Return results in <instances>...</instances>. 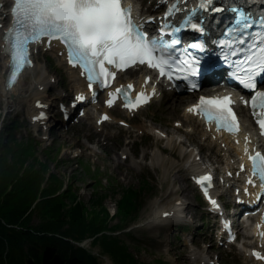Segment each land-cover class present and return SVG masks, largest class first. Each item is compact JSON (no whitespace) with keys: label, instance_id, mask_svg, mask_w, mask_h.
<instances>
[{"label":"rangeland","instance_id":"obj_1","mask_svg":"<svg viewBox=\"0 0 264 264\" xmlns=\"http://www.w3.org/2000/svg\"><path fill=\"white\" fill-rule=\"evenodd\" d=\"M144 4H147V1H144ZM49 55V53L40 50L36 54L35 62L46 67L47 73L54 78V84L57 83L56 88L50 89L46 93L51 101L58 96V92L62 91V95L72 93L73 83L70 81L69 73L59 63V60H46ZM1 74L0 69V76ZM19 84L28 88L31 84V76L26 74L21 78ZM166 103L168 102L154 103L138 114L131 121L130 127H118L116 123L95 132L86 127V120L80 126L69 127L59 134L52 133L49 137V132L43 133L29 122L25 104L18 105L13 101L12 94H4L0 77V128L2 129L4 120L10 123L9 120L16 118L19 121L16 131L18 137L23 134L28 135L29 132H35V134L40 132L38 137L42 140V145L39 148L38 156L41 161H46L49 164L47 166L49 171L46 173H54L63 179L64 177L73 179L76 195L86 205H91L95 198H101L95 194H101L104 207L114 214L123 189L131 188L138 191V188L143 186L142 181L148 179L149 186L145 184L140 190L141 206L136 211L137 220L124 230L131 235V237L125 238L126 242L141 264H203L200 259H192L193 250L199 252L200 256H208L214 262L216 260V264H247L244 256L240 253V244L238 248L220 249L219 245L212 242V231H208V228L212 226L211 221L206 220L208 227H203L202 222L206 214L205 205L198 197L189 176L184 174V168L188 166L186 159L180 160L177 155L172 156L168 150H163L159 154L160 149L168 147L166 141L157 144V139L144 136L148 135L149 129L147 128L152 124V121L164 129L172 128L176 117L166 112ZM92 115L93 110L88 117L90 123L94 122ZM140 125L146 126L145 130H141L144 135L137 131ZM181 144L188 150H194L188 143ZM77 148L82 150L83 155L80 159L74 160L69 153L77 151ZM125 148L127 154L124 156L126 158H121L120 152ZM172 149L178 150L177 147ZM47 152H50L52 157L58 154V160L61 163H51L46 157ZM205 152L208 150L205 149ZM213 156L217 155L213 153ZM80 160L85 165L88 164L92 167L95 172H99L97 177H100L103 185L106 183L105 176L114 179L116 188L103 190L95 188L96 183L92 181L89 174H86L84 165L78 164ZM180 187L185 188V192L177 191ZM174 195L185 202L183 221H186L169 226H157L148 222L147 218L153 205L159 200L161 204H164ZM34 221H37L36 218ZM112 224H115L114 220ZM197 232L199 235L195 237ZM90 243L91 239L85 240L83 246L89 249ZM96 251H98V247L93 248V252ZM217 255L219 261L216 259ZM108 261L103 258L101 264H109Z\"/></svg>","mask_w":264,"mask_h":264},{"label":"snow or ice","instance_id":"obj_2","mask_svg":"<svg viewBox=\"0 0 264 264\" xmlns=\"http://www.w3.org/2000/svg\"><path fill=\"white\" fill-rule=\"evenodd\" d=\"M173 8L175 5L172 6ZM211 8V0H201V8ZM170 14V13H169ZM14 17L12 26L4 36L7 42L6 52L11 56L9 71V86L14 83L19 73L32 64L31 45L33 43L44 42L42 38H47L48 46H51L53 39H58L67 46V58L73 65L83 68V74L87 77L88 87L93 86V82L100 81L102 86H106L110 78L116 73L111 71L106 65H115L116 68H127L137 62L147 63L153 68L160 70V75H167L171 79L174 73L170 70L174 63L171 57L166 55L167 45L159 40L150 39L149 33L143 30L144 21L137 23L132 15V5L125 6L123 0H15L12 9ZM149 19H154L149 17ZM186 26L203 33L206 28L199 22H185ZM161 31H164L161 29ZM178 31V29H173ZM260 44H253L256 51L250 49H237L239 52L249 51L250 54L244 56V63L247 64V71L241 80L243 86L249 90H254L251 97V107L261 133H264V90L257 85L256 76L264 73V34L258 35ZM172 44L177 41L173 39ZM220 43H224L220 41ZM193 47L204 49V43H196ZM179 69L181 75L186 78L190 75L201 73V64L196 57L189 60H181ZM203 71L211 74L215 71L214 62H208L203 66ZM150 79V78H149ZM199 85L193 83L192 87ZM133 85H127V89H132ZM124 90V86L117 88L110 93L107 103L111 105L119 92ZM155 94V89L152 90ZM126 107L136 108L145 103L148 95L141 91L133 100L128 91H124ZM84 100L83 94L79 96ZM40 104V102H37ZM234 101L228 96L201 97V103L194 105L189 111L195 110L198 114L203 112L211 122H217V128H225L229 132L239 133L240 122L234 108L231 106ZM244 103H248L247 100ZM43 106V105H41ZM257 108L260 111H256ZM45 113L41 112L40 117ZM37 117V118H40ZM105 114L104 119H107ZM163 134V133H162ZM246 140L250 137H245ZM248 159L251 161L252 177H258L261 186H264V152H249ZM240 167L243 169L244 164ZM231 174V173H230ZM249 177L248 183L255 184L256 180ZM201 184L211 180V174L199 177ZM207 192V188L204 189ZM239 192L240 190L237 189ZM248 191V189H244ZM212 205L219 207V204L211 196H208ZM164 215H168L167 212ZM264 236V231L260 233ZM254 256L259 260H264V253L253 250Z\"/></svg>","mask_w":264,"mask_h":264},{"label":"trees","instance_id":"obj_3","mask_svg":"<svg viewBox=\"0 0 264 264\" xmlns=\"http://www.w3.org/2000/svg\"><path fill=\"white\" fill-rule=\"evenodd\" d=\"M6 136L0 137V264H99L67 239H91L90 247L114 264H140L127 243L111 234L135 210L136 191L121 198L120 224L110 225L103 195L86 205L72 185L61 193L64 181L54 174L46 179L47 166L35 160L33 147L16 141L13 126Z\"/></svg>","mask_w":264,"mask_h":264},{"label":"bare ground","instance_id":"obj_4","mask_svg":"<svg viewBox=\"0 0 264 264\" xmlns=\"http://www.w3.org/2000/svg\"><path fill=\"white\" fill-rule=\"evenodd\" d=\"M4 0H0V2H3ZM132 1V0H131ZM134 5V12L136 14L144 12L141 7H139V4L133 2ZM8 13V12H7ZM4 11L0 12V23L3 22V17H4ZM3 33V30L0 29V53L2 54V57L0 58V69L6 70V62H7V58L5 57V55L3 54V41L1 40V35ZM58 52V51H56ZM38 70V72L40 74H35V72ZM69 70L72 73V76L74 81L76 82V86H75V93L84 90V80L82 78L79 77V73L72 69L69 68ZM29 73L32 76V81H31V85L29 88L20 86L17 82V84H15L11 89H6L4 86V78L3 76L1 77V83L3 85L2 87V91L4 92L5 95H8L10 93L13 94V99L14 101H16V103L18 105L20 104H28V97L32 96V102L30 105H28V115L29 118L31 120V117H35V112L38 110L37 107L35 106V102L38 100H43L45 99V92L46 89L52 87V83H51V77H47L46 76V72L44 70V68L42 66H33L32 68H28L25 69L21 75L20 78L23 77L24 74ZM143 79V77L141 76L138 79V82H141ZM40 88H42V91H40ZM29 91V94L27 95ZM187 98L188 97H181V98H177L174 100H170L168 101V103H166V112L168 114H172L173 116L177 117L181 122L182 125H187L190 128V132L194 133V134H198L201 139L208 145V146H221V143L225 144L227 147V151L229 152V154L232 153H236L237 155L240 154L239 151H237V148L232 144L231 140L229 139L228 136H223L220 143H218L217 141H215V139H213V137L211 135H208L206 132H204L201 124L199 121H197L191 114H189L188 112H186L185 110L190 109L189 106L183 108L182 106L184 105V103L187 102ZM42 103L44 104H48L49 102L45 99V101H43ZM179 109L183 110L181 114L179 113ZM243 112V111H242ZM39 114V113H38ZM97 117L95 118V123H96ZM95 128L98 129V127L94 124ZM243 128L247 133V136L250 137V139H252L253 142H256V138H255V134L252 132V127H251V122L247 116V114L243 115ZM141 130V127L139 128ZM245 133V134H246ZM244 134V135H245ZM193 139V138H192ZM193 141H195V139H193ZM124 154V150L121 152V155ZM190 168L187 170L190 173L193 172H198L199 170H201V166L197 165V163L195 162H191L190 163ZM193 175V174H192ZM179 191L185 192V188H180ZM177 202H179V204H176ZM160 202H157L153 205L154 207V211L152 212V214L148 217L149 220H152V222L154 224H166V223H170L171 221H175V220H181L182 219V206L185 204L180 198H175L172 202H170L168 204V206L165 207H160L159 206ZM167 212L168 215L167 217H163L162 215ZM193 259H197L198 258V254L197 252H194L192 255ZM200 260L202 261V263L204 264H209L210 260L208 258H206L205 256H201Z\"/></svg>","mask_w":264,"mask_h":264}]
</instances>
